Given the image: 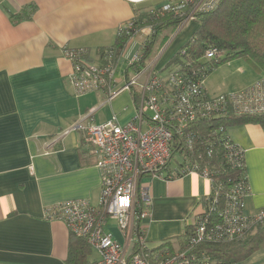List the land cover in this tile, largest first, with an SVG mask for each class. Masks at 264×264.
Returning <instances> with one entry per match:
<instances>
[{
    "label": "crops",
    "instance_id": "obj_1",
    "mask_svg": "<svg viewBox=\"0 0 264 264\" xmlns=\"http://www.w3.org/2000/svg\"><path fill=\"white\" fill-rule=\"evenodd\" d=\"M174 1L0 0V264H66L70 233L62 221L47 218L45 209L73 199L97 206L100 197L93 148L81 130L71 128L79 121L104 122L113 113L123 124L138 104V87L128 90L129 111L127 105L114 110L104 91L75 96L63 48H87L92 61L103 63L97 50L115 43L122 24L135 13ZM148 33L144 27L129 39L121 52L127 64ZM124 71H115L116 87L123 85ZM247 74L250 79L239 89L264 77L252 66ZM204 87L210 93L205 82ZM226 132L243 151L248 184L243 211L253 214L264 207V129L245 123L230 125ZM171 163L162 177L146 180L149 211L144 218L134 219L127 232L106 219L104 231L123 246L126 257L140 237L148 248L166 241L173 252L179 250L186 226L203 211L209 179L195 172L165 177L175 168ZM98 258L91 247L89 260ZM235 264H264V243Z\"/></svg>",
    "mask_w": 264,
    "mask_h": 264
},
{
    "label": "built area",
    "instance_id": "obj_2",
    "mask_svg": "<svg viewBox=\"0 0 264 264\" xmlns=\"http://www.w3.org/2000/svg\"><path fill=\"white\" fill-rule=\"evenodd\" d=\"M220 1L175 0L163 5L161 11L184 16L178 27L182 28L194 20L196 13L210 11ZM132 26V20L125 22L118 34ZM147 27L150 33L151 28ZM144 41L128 63L140 60ZM62 52L71 64L67 79L75 96L104 91L110 101L121 90L139 88L138 104L126 123L120 124L113 113L102 123L79 121L71 128L83 132L96 156L95 165L100 172L98 205L73 199L45 209L47 218L62 221L70 234L86 239L99 255L94 264H207L192 252V247L206 242L240 239L264 223V207L253 214L244 213L243 199L248 193V184L240 181L230 187L221 207L218 208L214 198L210 212L198 215L187 247L159 261H152L146 253L126 257L123 246L104 231L106 219H113L121 231L127 232L134 219L144 218L149 211L146 180L162 177V170L172 161L175 168L166 174L167 177L195 172L208 178L205 171L199 172L196 166L188 168L182 162V151L180 162L172 158L174 142L183 144L184 152L191 151L193 138L184 131L188 125L228 113L264 114V77L236 91L210 94L204 87L205 78L179 67L160 66L161 51L138 70H133L129 77L124 76L123 85L117 88L114 74L120 54L115 56L111 50L105 51L104 62L96 63L90 59L87 48L65 47ZM219 55L216 47L208 46L200 59L208 60ZM228 147L230 158L233 155L240 158L242 149L238 145L231 143Z\"/></svg>",
    "mask_w": 264,
    "mask_h": 264
},
{
    "label": "trees",
    "instance_id": "obj_3",
    "mask_svg": "<svg viewBox=\"0 0 264 264\" xmlns=\"http://www.w3.org/2000/svg\"><path fill=\"white\" fill-rule=\"evenodd\" d=\"M161 7L142 14L135 13L130 19L132 28L118 34L112 46L97 50L98 54L104 58L105 51L111 50L118 56L136 31L149 26L151 32L143 43L142 57L137 62L128 63L124 69L125 76L129 77L128 70L132 72L145 65L164 46L169 33L183 22L184 16L174 15L172 11H161ZM192 22L196 23L195 29L163 68L179 67L204 79L219 63L242 57L256 71H264V0H221L214 9L196 13ZM208 46L216 47L220 55L201 60L200 57ZM182 50L184 53H181ZM138 97L139 95H136L137 102ZM245 123L258 124L264 129V114L228 113L188 125L184 131L193 138L191 151L184 152V145L174 142L172 158L180 162L182 151V162L188 168L196 166L199 172L207 173L211 189L202 199L201 214L210 212L214 198L217 199L218 208L221 207L231 186L240 181L247 183L243 151L240 158L237 155L229 157L228 144L233 142L226 132L230 125ZM137 220L139 221V218ZM195 223L196 219L193 224L186 226L179 240V249L189 245V237L193 233ZM137 233L143 236L139 229ZM263 243L264 223L258 224L240 239L201 243L191 250L207 264H235L248 258ZM90 249L91 246L85 238L70 234L66 264H94L95 262L89 260ZM135 253H146L152 261H159L172 254L173 249L166 241L154 248H148L139 238L131 254Z\"/></svg>",
    "mask_w": 264,
    "mask_h": 264
},
{
    "label": "rangeland",
    "instance_id": "obj_4",
    "mask_svg": "<svg viewBox=\"0 0 264 264\" xmlns=\"http://www.w3.org/2000/svg\"><path fill=\"white\" fill-rule=\"evenodd\" d=\"M195 27H196V23L187 22L183 26V28L179 30L178 33H177L178 28L175 29L173 32L169 33L168 40L159 51L156 52V48H154V53L156 52L155 56L160 54L161 51L164 49L158 60V64L160 66L168 63L174 57L179 47L185 41L184 35L187 33L190 35L192 31L195 29ZM127 60L128 59L122 56V54L120 55V58L115 68L116 75L121 73L123 74V71L126 68ZM249 67H251L250 64L242 57H234L229 59L228 61H223L219 63L217 66L213 67L208 72V74L204 79L205 86L206 88L209 89L210 93H214V94H219L228 91L229 92L236 91V89H239L242 85L246 83V81L250 79V77L247 74L249 73ZM128 73L130 75L132 74L130 70H128ZM141 80L142 78L139 79V81ZM121 85L122 84H119L118 87H120ZM111 104L113 105L114 110L116 111L119 110L123 105H127L129 111L131 109L132 102L128 90L124 89L119 91L111 101ZM124 119L125 120H121V121L127 122L128 120H130L129 117ZM172 164H174L173 161L171 165Z\"/></svg>",
    "mask_w": 264,
    "mask_h": 264
}]
</instances>
